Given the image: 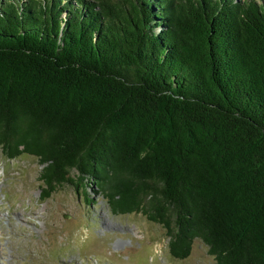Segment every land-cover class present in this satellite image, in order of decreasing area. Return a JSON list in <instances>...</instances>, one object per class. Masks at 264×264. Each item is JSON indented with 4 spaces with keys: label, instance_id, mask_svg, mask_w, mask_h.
<instances>
[{
    "label": "trees",
    "instance_id": "16d2710c",
    "mask_svg": "<svg viewBox=\"0 0 264 264\" xmlns=\"http://www.w3.org/2000/svg\"><path fill=\"white\" fill-rule=\"evenodd\" d=\"M0 150L264 264V0H0Z\"/></svg>",
    "mask_w": 264,
    "mask_h": 264
},
{
    "label": "rangeland",
    "instance_id": "374dc122",
    "mask_svg": "<svg viewBox=\"0 0 264 264\" xmlns=\"http://www.w3.org/2000/svg\"><path fill=\"white\" fill-rule=\"evenodd\" d=\"M42 166L0 150V264H214L200 239L186 258L172 257L161 224L114 213L95 186L86 195L63 183L43 199Z\"/></svg>",
    "mask_w": 264,
    "mask_h": 264
}]
</instances>
